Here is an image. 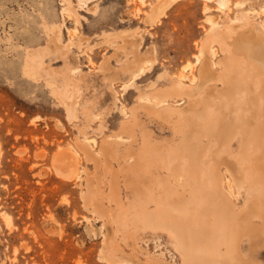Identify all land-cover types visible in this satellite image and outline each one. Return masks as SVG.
Returning a JSON list of instances; mask_svg holds the SVG:
<instances>
[{
	"label": "rangeland",
	"instance_id": "1",
	"mask_svg": "<svg viewBox=\"0 0 264 264\" xmlns=\"http://www.w3.org/2000/svg\"><path fill=\"white\" fill-rule=\"evenodd\" d=\"M154 3L163 7L164 12L155 22H150L148 17ZM69 4L74 10L70 13L65 10ZM214 22L218 23L215 27ZM250 22L258 33L262 30L264 0H229L226 7L221 6L218 0H0V264H128L129 256L141 264H157L159 261L161 264H182L181 254L167 231L158 229L152 232L150 229L142 230L141 227L134 229L132 224L128 225L130 222H119L117 216H114L119 210H130L131 213L134 209L131 200L134 199L133 193L131 186L127 184L130 175L126 172V161L123 158L129 144L120 141L117 147L119 158L109 157L107 164L102 155L101 162L97 165L86 156L78 143L85 138L94 139V150L99 151L105 140L117 142L119 135L127 138L123 128L132 124L134 129L130 126L126 130L138 134L137 141L132 143L133 150L141 146L143 136L161 146L179 144L182 138L175 127L176 123H173L175 119L168 122L161 115L152 113L148 106L140 102L141 97L153 99L154 92L156 94L157 90L170 88L177 83L181 86L191 85V79L199 74V64L195 62L204 41L213 33L225 35L237 26L244 28ZM55 29L62 50L46 54L44 65L47 69L58 71V78L63 83L69 82L68 87L76 90L77 101L72 115L67 112L62 96L47 83L46 73L44 72V76L43 72L30 75L25 65L29 51L48 47L50 35ZM212 46L213 54L209 55L215 62V70L222 73L230 50L223 48L218 40H213ZM138 55L143 58L145 67L140 74L137 73L138 68L131 71L126 68ZM67 63L69 67L76 69L72 80L70 71L66 70ZM257 72L251 67H244L238 74L240 80L236 79L239 83H235L233 79L232 85L224 87L221 81L216 84L209 82L203 93L216 85V89L223 87L224 90L222 88L220 91L228 96L233 88L241 85L242 91L237 103L242 102L240 107L245 110L248 106V92H254L256 100L264 102V72ZM56 86L59 88V85ZM183 99L185 102L179 105L180 108L193 102L184 94L172 96L169 102L177 104L183 102ZM217 104L216 109L213 107V110H209L211 115L208 119L202 121L206 122V126L200 122L204 125L201 124L203 130L211 137L202 136V139L193 144L202 146L203 142L202 149L206 148V155L202 158L203 162L208 163L207 174L211 178L212 172L217 174L216 178L224 177L223 183L221 178L219 182L213 179L218 186L219 183L222 186H219V193H224L223 199H231L237 208H241L247 200L246 187L249 185L246 183L244 188V184L237 182L228 166L230 162L235 164L237 158L243 152L247 153L252 144L247 139H240L241 134H236L238 138L233 137L234 129L242 126L240 128L243 130L248 126L243 131L238 128V132L248 135L250 140L253 136L257 138L262 135L258 133V129L251 132L249 125L242 119L243 122H240V117L234 118L227 111L229 104ZM251 112L253 111L245 112L247 116L250 114V118L255 116L251 121L259 118L262 120L260 125L264 126L263 114L256 116ZM224 118H228L227 122ZM127 119L129 124L126 127L123 124L128 122L125 121ZM232 122L235 123L233 126L230 125ZM196 123L199 124L198 121ZM227 130L232 133L225 134ZM228 136L234 140H227ZM262 137L264 140V136ZM224 141H227L225 148L220 146ZM245 142L250 144L246 145ZM243 144L246 146L243 147ZM69 146L78 151L76 156L81 176L66 179L56 174L53 160L55 153ZM209 146H213V149L210 150ZM242 148L246 150L240 151ZM230 150L231 159L233 153L237 157H233L234 161L229 159ZM256 162V166L254 163L253 165L261 173L264 171V159ZM211 165H215L214 168ZM246 165L251 164L246 162L244 166ZM191 166L197 171L194 163L192 165L191 162ZM247 170L246 168V172ZM157 171L158 178L168 172L164 168H158ZM250 171L252 170L249 169ZM197 172L195 177L198 176ZM173 173H177L178 177L170 175L171 188L173 191L177 185L180 188L177 187L178 192L174 191L177 193L175 196L178 195L176 197L171 189V198L176 203L179 194H182L180 202L176 203L181 204L184 197L189 198L188 192L192 189L183 183L185 178L182 174ZM113 176L119 183L122 198L120 204L111 198ZM89 178L99 189L98 202H103L101 204L104 208L106 206L107 211L103 214L92 210L93 206L86 204L84 200ZM204 178L202 180L206 181ZM225 178H229L228 182ZM207 182L203 184L209 191L210 185ZM180 184L185 185L184 188L189 191L181 193L184 188ZM223 199H218L222 202L221 205L229 201ZM152 206L153 203L148 205L149 208ZM203 212L205 213L204 210ZM203 212L191 211L199 219L204 217V221L212 220L210 215ZM107 221L110 222L109 229L104 225ZM178 223L180 226L183 223L181 227L184 229L195 228L182 219ZM108 231L113 236V253L105 247ZM249 244L242 241L241 250L250 255L254 264H264V238L257 245L254 244L255 247ZM108 259H113V262L109 263Z\"/></svg>",
	"mask_w": 264,
	"mask_h": 264
},
{
	"label": "bare ground",
	"instance_id": "2",
	"mask_svg": "<svg viewBox=\"0 0 264 264\" xmlns=\"http://www.w3.org/2000/svg\"><path fill=\"white\" fill-rule=\"evenodd\" d=\"M218 2L219 4H221V6L226 7V5L229 3V0H218ZM66 7L67 8H65V10L69 11V13L74 11L71 4H69ZM163 12H164V8L161 7L158 3L156 4L154 3V5H152V10L149 13L148 21L155 22L157 19H159V17L163 14ZM216 24L218 23L214 22L213 27H215ZM56 29L53 31L52 35H50L47 48L45 49L42 48L39 50L32 49L31 51L28 52L26 56L25 65H26V70L29 72L30 75H36L38 73L43 72L42 75L44 76V72L46 73L47 83L50 86H52L53 89H55V92L60 97L62 96L64 105L66 104L67 106V110H68L67 112H69V114L72 115L75 110V105H76L75 101H77L76 90L75 89L72 90L68 87L69 82L63 83V81L60 80L61 78L60 79L58 78V71L56 72L47 69L46 68L47 66L45 67L44 65L45 63L44 56L46 54H48L51 51L62 50V45L60 43L61 41H59L58 38L59 36ZM213 40H218V42H220L223 48H228L230 50V56L224 63V70L222 73L215 70L214 67L215 62L213 61V58H211V56L209 55L210 53L213 54V46H212ZM135 58H136L135 61H133L129 65L127 64L126 68L127 70L130 71L133 68H138L137 73L140 74L145 70V67L143 66L144 60L139 55L136 56ZM195 64H199V74L193 79H191L192 81L191 85L181 86L179 83H177L171 86L170 88L161 89L159 91L157 90L156 94L154 92L153 93L154 100L150 97L142 96L140 101L141 103H144L146 106H148V108L152 113H157L158 116L161 115L166 121L169 122L172 119H175L174 120L175 122L173 123H176L175 127L177 131H179L178 133H181V138H182L179 144L177 145L170 144L171 146L157 145L155 141L154 142L151 141L152 139L150 138V136L148 137V139L150 138L149 141L143 138L145 136H143L144 134H142L143 137H141V140L144 141L140 142L141 146L138 147V149L133 150L132 143L137 141L136 136L138 134L136 135L135 131L126 130L130 128V126H132V124H130V126L128 125V127L126 126L127 124H129L128 119L125 120L128 122L126 124H123V126L127 127V128L125 127L123 128L124 132L127 133L128 135L127 138L119 135L117 137L118 138L117 142H113L111 140H105L101 144L99 151L94 150V145L92 142L93 140L95 143L94 139L91 140L89 138H85L83 142H80L78 144L79 147L86 154V156L89 159L94 160L97 165H99L98 163L101 162L102 155L104 156V160L107 164L109 163V157L117 158V156L119 155V150L117 149V147H119L118 144L120 143V141H126V143L129 144L123 155V158L126 161V166H125V169L127 170L126 172L128 173V175H130L128 176V178L130 177L129 181L127 180L128 183L127 182L126 183L131 186V192L133 193L132 196L134 197V199L130 198L131 200H133V202L130 201V203L131 202L133 203L131 204L133 205L134 209L133 211L131 210L132 211L131 213L129 212L130 210L129 211L127 210L128 211L127 212L126 209L124 210L122 209L123 207L122 204L121 207L122 210L117 211L118 212L117 215L113 214L115 217L117 216L116 218L117 220L119 219V222L127 223V224L130 222L128 225L132 224V226H134V229H136L137 227H141L142 230L150 229L152 232H156L158 229L165 230V232L167 231L171 236L172 242L176 246V249L181 254L182 264H213L214 262H220L221 264H254L250 258V255L244 253L243 250H241L240 245L242 241L244 242L246 241L251 244V247L252 246L255 247L257 243H259L264 238V173H262L264 171L261 169L262 172L260 173L258 172V167H256L257 169H255V166L257 164L256 161L264 159V140L262 137L264 136V126L260 125V121L262 123V120H260L258 117H256L258 118V120L251 121V118L254 120L255 116L254 117L252 116V114L254 113L256 114V116L260 114L264 115V102L260 103L261 100H256V98L254 97V95L256 96V94H253L254 92L253 93L248 92L249 100L246 101L248 106L246 104L243 105L247 106V108H245L246 111L251 110L254 112V113L251 112L252 117L250 118L249 117L250 114L247 116V114L245 113L246 111L242 107H240V105L242 106V102L241 104L237 103V98L240 95V92L242 91L241 85H239L238 87L236 86V88H233V90L228 94V96L225 95V92L220 91L223 87L221 89H216L215 88L216 85L212 86L206 92L204 90L205 93H203V89H205L207 83L209 82H214L216 84V82L218 83L219 81H221L224 87H229L230 85H232L234 83L233 79H235V83H239L240 81L236 82V79L240 80V78H238L239 77L238 74L241 71V69H243L244 67H251L255 70H258V72L259 71L264 72V25L262 26V30L259 33L254 29L251 22L244 28H238L237 26L236 28L231 30L230 33L225 35L218 36L216 33H213L206 41H204L201 52L198 54V58ZM188 66H190V64ZM66 70L70 71V80H72L73 74L75 73L76 69L74 67L72 68L69 67V64L67 63ZM67 71H63V72L66 73ZM134 75L136 76V74ZM260 79L262 80L263 78L260 77ZM232 81L233 83L231 84ZM56 85H59V88H57ZM201 92L203 94H201ZM259 93L262 94V92ZM180 94H184L187 98L192 99L193 102H191L190 104H188L186 107L183 108H180L179 105L185 102L184 99L183 102L177 104H173V103L171 104L169 102L172 96L180 95ZM200 94L201 97H199ZM219 102H222L224 104L225 103L229 104V106L227 105L228 106L227 111L231 112L234 118L240 117V122L244 121L245 124L249 125L251 132L256 131L258 129V133L262 135L261 138L259 136L257 137V134L253 133L255 137H257L254 138L253 136V139L257 140V141L255 140L256 141L255 142L252 138L251 140L248 139V135L246 136L242 132L241 133L238 132V128L242 126L237 127V129H234L235 135L237 134L238 136H240L239 134H241L242 136H240V139L241 137L242 139L243 138L245 140L247 139V141H249L252 144V147L250 146V149L248 148L249 151L245 147L247 149V153L243 152L244 154L242 153L241 156L236 154L239 156L238 158L233 153V157L237 158V162L235 164L230 162V166L227 165L229 168L226 167L229 169L231 175H233V178H235L237 182L239 181L241 185L243 184L245 185L246 183H248L249 185V187L248 186L246 187V185L244 186V188L245 187L248 188V192H246L247 189L245 191L248 197L243 207L241 208H237V205L233 204L232 200L227 199L225 196L224 198H226L227 201L228 200L231 201L225 203L223 202L224 205L223 204L221 205L222 202L220 203L218 199L219 200L223 199L224 193L221 192L222 189L220 190L221 193H219L218 189H220V187L222 186L219 183L220 186L219 187L217 183L214 182L213 179H216L219 182L222 176L221 177L218 176L219 179L216 178L217 174H214V172H212L215 169L213 170L211 169L212 170L211 172L213 173L212 175L213 176L215 175V178L213 176L211 178L207 174L206 167L208 166V163H206L207 161L203 162V158H202L204 155H206L205 154L206 148H204V150L202 149V146H204L202 144L203 142L201 143L202 146H200V144L199 145L193 144V142L196 143V141L198 142L200 139H202V136L211 137V135H208L205 132V130H203L202 128L204 126L203 124H205L206 122L203 123L202 121L208 119L209 115H211V112L209 110L211 109L213 110V107L216 109L215 106L218 105L217 103ZM224 114L225 113H223V116ZM132 115L134 116L135 113L133 112ZM263 115L262 117H264ZM224 119L227 122L228 118L227 119L224 118ZM221 120L223 121V118ZM197 121L199 124L196 123ZM200 122H202L203 124ZM237 123L239 122L237 121ZM201 124L203 125L202 127ZM234 124L235 123L232 122V124L230 125L233 126ZM135 125L137 126L138 123H135ZM208 125H210V122ZM246 127L248 128V126ZM252 128L253 130H251ZM132 129H134V127ZM240 129L242 130V128ZM219 131L220 130H218V134ZM207 132L209 133V131ZM228 133L231 134L232 131L231 132L228 131L227 133L225 132V134ZM244 133H247V131H244ZM224 135H222V137H224ZM235 135H233V137L238 138L237 135L236 136ZM229 137L230 136L226 137L227 140L228 139L229 140L232 139V141L234 140V138L231 137L229 138ZM212 141L215 140L213 139ZM219 142L220 140L218 141V144ZM223 143L222 145H220L221 147L227 145V141L226 142L224 141ZM240 143H242V141ZM250 143H246V145ZM244 144L242 145L243 147L246 146ZM209 147L211 148L213 146H209ZM215 148L219 149L218 147ZM245 148H242L240 151H242L243 149L246 150ZM212 149L213 148H211L210 150ZM226 151L229 150L226 149ZM259 151L261 152L259 153ZM76 153H78V151L72 150L70 146L67 148H63L62 150L55 153L56 155H54L53 167L58 176L66 179H71L73 177L77 178L81 176L80 175L81 170L78 166ZM229 153L231 154L229 159H231L232 156L231 150ZM233 157L231 161L232 160L234 161ZM191 162L192 165L193 163L195 164L198 172L196 171V169L192 168ZM246 162L248 163L250 162L251 165L248 166L249 165L248 164L244 166ZM210 163L212 164V162ZM253 163L255 166L253 165ZM214 166L212 167L214 168ZM247 166L250 168H248ZM245 167L248 169L247 172ZM158 168H164L168 172L163 177L161 176L160 178H158L156 176L158 172L157 171ZM249 169L252 171L249 172ZM263 169H264V164H263ZM255 170L257 171L255 172ZM173 172H179V175L182 174L181 176H184L185 182L181 180L180 183L183 182L184 184H188L192 189L190 192L188 189L186 190L184 188L185 185L180 184L182 185L181 187L184 188L183 189L184 191L182 192L180 191V192L186 193L187 191H189L188 193L190 194L188 198L189 200L184 197V201H181L182 202L181 204H176V203L180 202V197L182 196V194H179V198L178 201L176 200L177 201L176 203H174V201L172 200L173 198H171V189L173 191V188L171 187L173 186L171 181L172 176L170 177V175L177 174ZM196 172L198 173L197 177L194 176ZM115 176H113L111 180V198L113 199V201L115 200L118 204H120L122 198H120V188L118 186L119 183L117 184ZM203 177H205L204 179L206 181L202 180ZM181 179H183V177ZM222 179H224V177L221 178V182L223 183L224 180L222 181ZM207 180L209 182H207ZM226 180L228 182L229 178L227 179L225 178V181ZM203 182L204 184L205 182H207L210 185L208 187L206 183V186L209 188V191H207V189L204 187ZM233 183H236V181L234 182L233 180ZM87 185H88V189L84 191V195H83L86 204L93 206L92 210H94L95 212H98L99 214H103L107 210L105 209L106 206L105 208L102 206L101 203L103 202L100 203L97 200L99 196V189H97L98 187L95 186L91 178L88 179ZM236 185L238 184L236 183ZM178 186L179 185H177L176 188H174V191H177L180 188ZM256 188H259L260 190ZM230 189L232 190L233 193V189L232 188ZM256 190H258L259 192H257ZM219 194L220 195L222 194L221 195L222 198L221 197L218 198ZM130 203L127 204L130 205ZM150 203L154 204L152 208L148 207ZM124 205L126 206V204ZM193 210H199V212L200 211L203 212L204 210L205 213L204 212L203 213L205 215H210L211 217L210 219H212L210 220L211 222L204 221L203 216H200L203 218L199 219V217L191 213V211ZM206 212L208 214H206ZM194 213H196V211ZM180 219L184 220V222L186 221L190 222L191 226H194L195 228L193 230H190L189 228L188 229L182 228L181 226L183 223H181V226L180 223H178ZM108 221L107 223L105 222L104 225L109 229L110 222ZM107 233H106L107 237L105 241L106 243L105 247L110 249V251L113 253L114 252V248L112 246L113 236H111L112 234H110V231H108ZM128 260H129L128 264L129 263L141 264L140 262L136 261L130 256ZM108 261L109 263H112L113 259H108ZM157 264H161V262L159 261Z\"/></svg>",
	"mask_w": 264,
	"mask_h": 264
}]
</instances>
